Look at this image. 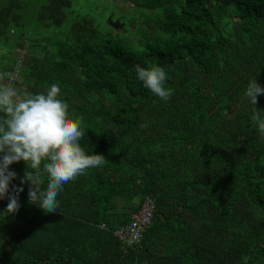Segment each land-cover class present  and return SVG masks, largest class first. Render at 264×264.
<instances>
[{
    "label": "trees",
    "instance_id": "trees-1",
    "mask_svg": "<svg viewBox=\"0 0 264 264\" xmlns=\"http://www.w3.org/2000/svg\"><path fill=\"white\" fill-rule=\"evenodd\" d=\"M79 1L45 0L26 26L27 1L0 0V71L20 62L22 93L58 83L81 147L108 162L65 184L47 214L13 164L10 188L24 191L14 215L0 200V264H264V136L244 97L253 78L264 87V0H108L74 16ZM153 64L167 102L137 79ZM145 197L141 241L119 242Z\"/></svg>",
    "mask_w": 264,
    "mask_h": 264
},
{
    "label": "clouds",
    "instance_id": "clouds-1",
    "mask_svg": "<svg viewBox=\"0 0 264 264\" xmlns=\"http://www.w3.org/2000/svg\"><path fill=\"white\" fill-rule=\"evenodd\" d=\"M135 72L143 86L160 100L167 102L173 95L174 90L166 86L164 68L156 64L151 68L136 65ZM13 80L10 73H0V200L8 201L2 214L19 211V194L24 189L10 188L17 174L9 169L20 162L25 165L20 184L29 185V204L46 214L56 213L60 208L57 197L65 184L108 162L103 155L88 154L81 147L80 141L86 136L82 119L69 114L67 101L60 98L58 83L31 94L22 93ZM259 95H264V87L253 78L244 97L253 105V126L264 136V111L256 108Z\"/></svg>",
    "mask_w": 264,
    "mask_h": 264
},
{
    "label": "built area",
    "instance_id": "built-area-1",
    "mask_svg": "<svg viewBox=\"0 0 264 264\" xmlns=\"http://www.w3.org/2000/svg\"><path fill=\"white\" fill-rule=\"evenodd\" d=\"M20 62L9 71H0V73L11 74L14 77L12 83L18 79V69ZM5 82H8V76L5 75ZM154 212V202L150 197H145L137 212L131 215L129 223L119 226L113 232V235L121 243L134 245L141 241L144 231L151 223Z\"/></svg>",
    "mask_w": 264,
    "mask_h": 264
},
{
    "label": "rangeland",
    "instance_id": "rangeland-1",
    "mask_svg": "<svg viewBox=\"0 0 264 264\" xmlns=\"http://www.w3.org/2000/svg\"><path fill=\"white\" fill-rule=\"evenodd\" d=\"M26 1H27L26 2L27 12L24 22L26 26H28V24L31 26L33 22L32 20L34 19V13L36 12L39 5L45 0H26ZM115 1H118L117 3L118 6L123 7V2L122 3L120 2L121 0H115ZM102 8H105L109 11L113 8V5L108 0H80L78 6L74 8L75 11L74 16L90 14L95 10L96 11L102 10ZM105 13H107V11ZM110 22H111L110 20L108 21V17L104 20L105 24H109ZM0 48L2 47L0 46Z\"/></svg>",
    "mask_w": 264,
    "mask_h": 264
},
{
    "label": "flooded vegetation",
    "instance_id": "flooded-vegetation-1",
    "mask_svg": "<svg viewBox=\"0 0 264 264\" xmlns=\"http://www.w3.org/2000/svg\"><path fill=\"white\" fill-rule=\"evenodd\" d=\"M109 25L111 27H113V28L116 27V29H117V27L122 29V28H124V26L126 25V23L125 22H120L118 20L117 22L116 21L115 22L114 21L110 22Z\"/></svg>",
    "mask_w": 264,
    "mask_h": 264
},
{
    "label": "water",
    "instance_id": "water-1",
    "mask_svg": "<svg viewBox=\"0 0 264 264\" xmlns=\"http://www.w3.org/2000/svg\"><path fill=\"white\" fill-rule=\"evenodd\" d=\"M110 19L108 18V21H109ZM117 22V21H116ZM108 23V22H107Z\"/></svg>",
    "mask_w": 264,
    "mask_h": 264
}]
</instances>
